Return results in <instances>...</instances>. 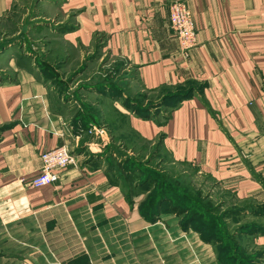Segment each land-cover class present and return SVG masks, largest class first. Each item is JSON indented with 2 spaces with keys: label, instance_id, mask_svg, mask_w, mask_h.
I'll return each instance as SVG.
<instances>
[{
  "label": "crops",
  "instance_id": "obj_1",
  "mask_svg": "<svg viewBox=\"0 0 264 264\" xmlns=\"http://www.w3.org/2000/svg\"><path fill=\"white\" fill-rule=\"evenodd\" d=\"M61 1L73 14L56 24L57 62L11 58L0 77V258L218 264L214 245L185 229L181 216L161 212L149 221L142 198L127 199L102 155L112 130L119 140L161 139L171 163L194 168L220 197H232L234 227L253 231L236 238L264 264V0ZM173 1L187 5L197 29L198 44L187 55L170 28ZM14 2L0 0V20ZM99 57L112 60L101 65L109 75L100 69L84 77ZM140 91L148 95L142 106L155 103L153 110L137 112ZM183 91L191 94L176 97ZM85 97L101 99V112L83 107ZM61 146L74 163L55 183L31 187L41 155ZM223 200L217 204L225 209Z\"/></svg>",
  "mask_w": 264,
  "mask_h": 264
},
{
  "label": "rangeland",
  "instance_id": "obj_2",
  "mask_svg": "<svg viewBox=\"0 0 264 264\" xmlns=\"http://www.w3.org/2000/svg\"><path fill=\"white\" fill-rule=\"evenodd\" d=\"M61 2V0H15L7 15L0 20V77L3 76L1 74L9 73V68L10 66L12 67L10 62L11 58L15 59V63H19L21 58L31 60V58L35 57L34 59L37 61L39 66L42 62H44L43 60L46 61L45 58L52 59L55 63L57 62L59 39L54 33L58 31L56 24L58 23V20L63 18V16L67 17V20H69L72 18L73 14L72 11L67 13L64 10H61ZM99 42L100 40L98 41V45ZM97 49L99 48H95V50ZM98 54L100 53L98 52ZM111 61L112 60L107 57H104L102 60H100L99 57V59H96L93 63L87 65L83 76H88L100 69L103 70L104 68H102L101 65L110 64ZM83 69L85 68L83 67L82 70ZM106 69L107 70L103 71L108 74L110 72V68ZM133 85L134 86H131V91L138 88L137 84ZM89 91L90 90L87 89L85 90V93H89ZM147 96L146 92L140 91L138 96L134 98L144 101ZM79 98H81V96H79ZM79 100H82V106L85 108H92L100 111L99 108L104 107L101 99L92 101L85 97ZM152 100L153 99H150L149 101ZM83 121V125H85V122H89L88 120ZM103 126V123H99L96 125V128H102ZM117 134L119 133H114L111 130V137L109 136L111 140H109L106 145L101 146L102 155H105L111 148L113 150L115 149L114 151L120 156L118 157L120 160L129 159L125 163L126 167L124 168V172L127 169H134L139 175L141 172H144L149 175L150 178H153L154 181H157L158 186H162L167 191L172 190V186L177 184L179 186L192 189V191H190L191 193L201 191V196L204 198V196H207L206 191L211 190L213 191V193H210L213 197L209 196V203H211L209 205L211 209L217 204V200L220 198H222V200L224 199L223 201L226 203H229L228 208L233 206V198L220 197L223 194L218 192L220 190H218L219 188L212 180L206 179L205 177L197 174L195 169L192 167L171 163L168 156L160 151L157 144H144L136 139H132V141L135 142V148H130L126 146L125 141L118 139L119 135ZM112 161L113 163L115 162L114 160ZM115 171L117 170L115 169ZM119 172H123L122 169H119ZM115 174L116 173H114V175ZM126 181L127 180L122 182L121 185L125 193L130 196V185H128ZM135 181V179H131L130 184L132 182L135 184ZM132 199L133 201L141 199L140 201L142 202L145 199V196L140 192V189H138L134 192ZM216 206L217 207L214 209H216L217 213H222L224 207L218 205ZM243 246L249 252V246L245 243H243ZM22 251L23 250H20L21 253ZM116 261L114 264H117ZM23 262L25 261L22 259L12 260L9 258V255H5L0 258V264H23ZM79 262L81 261L73 260L67 264H78ZM85 264L91 263L89 261H85Z\"/></svg>",
  "mask_w": 264,
  "mask_h": 264
},
{
  "label": "trees",
  "instance_id": "obj_3",
  "mask_svg": "<svg viewBox=\"0 0 264 264\" xmlns=\"http://www.w3.org/2000/svg\"><path fill=\"white\" fill-rule=\"evenodd\" d=\"M184 92L185 91L178 93L176 97L186 98L191 94V91ZM137 101L140 103H135L138 113L142 110V112H148L157 106V104L149 102V104L143 107L144 101ZM161 102L170 103V100H162ZM142 116L146 117L144 115ZM167 118L168 114L164 115V119ZM132 136L135 137L131 134L130 136L125 135V137L121 138L127 143L126 146L135 148V142L132 141ZM160 140L161 139L157 142V146L159 147L161 145ZM144 144H150V142L145 141ZM110 149L105 155L107 156L110 166L114 168V173H116L113 177L115 180H120L121 183L127 180L126 182L130 185V196L126 194L127 199L133 202L132 198L134 192L138 189H140V192L145 196L139 208L143 217L149 221H155L159 218L161 212L177 214L182 217L180 223L185 229L187 227H192L200 233L201 237L206 242H210L214 245L218 264H259V257L257 255H251L244 248L241 238H239V240L236 238L237 236L242 238L249 237L253 231L248 224L239 228L234 227V220H237L239 216V214L236 216L235 212L237 211L234 209V206L228 208L227 204V208H225L222 213H217L214 208L217 207L216 205L221 207L222 205L215 203L216 205L211 209L209 198H203L201 196V191L191 193L190 191H192V189L177 184L172 186V190L167 191L162 186H158V182L154 181L153 178H150L149 175L144 172H141L140 175L134 169H127L124 172V168L126 167L125 163L129 159L120 160V158H118L120 156L114 151L115 149H111L112 151ZM112 160L116 163H113ZM115 169L117 171H115ZM119 169H122L123 172H119ZM130 178L135 179L136 183L133 184L134 182H132L130 184ZM78 260L81 261L78 264H85V261H87L85 258Z\"/></svg>",
  "mask_w": 264,
  "mask_h": 264
},
{
  "label": "built area",
  "instance_id": "obj_4",
  "mask_svg": "<svg viewBox=\"0 0 264 264\" xmlns=\"http://www.w3.org/2000/svg\"><path fill=\"white\" fill-rule=\"evenodd\" d=\"M170 28L177 39L179 51L187 55L197 43V29L193 14L182 1L169 5ZM74 163V157L67 146L50 149L41 155V171L30 181L33 188H42L59 180V172Z\"/></svg>",
  "mask_w": 264,
  "mask_h": 264
}]
</instances>
